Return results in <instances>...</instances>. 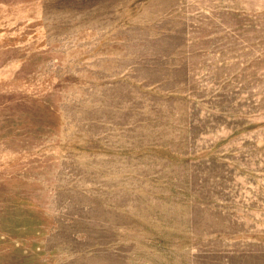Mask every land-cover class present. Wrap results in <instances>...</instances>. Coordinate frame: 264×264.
Returning <instances> with one entry per match:
<instances>
[{
	"label": "rangeland",
	"instance_id": "1",
	"mask_svg": "<svg viewBox=\"0 0 264 264\" xmlns=\"http://www.w3.org/2000/svg\"><path fill=\"white\" fill-rule=\"evenodd\" d=\"M0 264H264V0H0Z\"/></svg>",
	"mask_w": 264,
	"mask_h": 264
}]
</instances>
